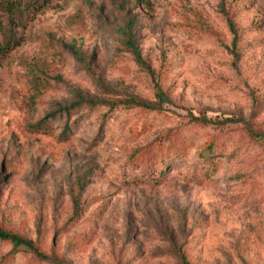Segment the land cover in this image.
<instances>
[{
    "label": "rangeland",
    "instance_id": "1",
    "mask_svg": "<svg viewBox=\"0 0 264 264\" xmlns=\"http://www.w3.org/2000/svg\"><path fill=\"white\" fill-rule=\"evenodd\" d=\"M145 1L51 0L14 27L0 0V225L53 257L0 239V264H264V142L245 125L264 131V0ZM133 15L154 73L126 45ZM80 96L104 103L63 110Z\"/></svg>",
    "mask_w": 264,
    "mask_h": 264
},
{
    "label": "trees",
    "instance_id": "2",
    "mask_svg": "<svg viewBox=\"0 0 264 264\" xmlns=\"http://www.w3.org/2000/svg\"><path fill=\"white\" fill-rule=\"evenodd\" d=\"M51 0H3L2 6L3 9L7 13L8 19H10V23L14 27H19L20 24H18L16 20V16L19 17L23 15V11L25 9H33L35 12L41 10L47 3H49ZM147 5V1L145 0H138V3ZM17 12L19 13L17 15ZM226 15H228V12H225ZM137 22V17L135 15L131 16V18L128 20L127 25L125 29L122 31V33L126 37V45L127 47L132 51L133 55L135 56L136 60L143 66L145 67L149 72L154 73L153 70H151L150 66L147 64V62L143 59L142 54L139 50V47L136 42V33H135V26ZM228 24L230 31L233 35V40H232V49L230 50L231 53L235 58H240V48H239V42H240V36L241 32L237 26V24L233 21L231 16L228 17ZM207 33H209V30H205ZM214 34V32H213ZM11 44L8 43L6 46H2L0 44V49H7ZM159 97L162 98L163 94H159ZM98 103H104V100L100 99H90V98H85L80 96V99L77 102L72 103L71 105L64 107L63 110L72 113V111H76V109L80 108L83 105H90V106H95L98 105ZM127 104H133V105H138L142 106L144 108H149V109H155L156 106L150 103H147L142 100H138L136 98H131L129 101L126 102ZM56 114V112L39 119L36 123H33L34 127L39 129H46L48 125V119L53 117ZM193 120L196 121L197 123L203 124L204 126H214L218 127L219 124H223V121L217 122L213 121L209 118H207L205 115L195 117L193 116ZM226 121H232V120H226ZM241 121V120H239ZM247 126V130L249 132V135L252 139L255 141H261L264 142V131L261 130H256L253 126H251L249 123H245ZM69 125L68 123L65 124L64 131L61 133V135H65L67 133V130H69ZM66 132V133H65ZM182 148L179 151L185 152L184 147L181 146ZM215 148V142L211 141L207 143V146L200 151V157H202L203 161L209 162L213 166L216 165V168L218 166V162H216L214 159H212V156L214 155V149ZM215 163V164H214ZM215 166L214 169L216 170ZM162 169V168H161ZM157 172V170H155ZM0 239L3 241L12 243L14 245V248L16 251H22V252H29L35 254L37 257L41 259H48L51 260L53 257L50 255L46 254L45 251L41 250L33 240H30L23 234L6 229L0 225ZM8 257L14 258L15 257V252H9Z\"/></svg>",
    "mask_w": 264,
    "mask_h": 264
}]
</instances>
